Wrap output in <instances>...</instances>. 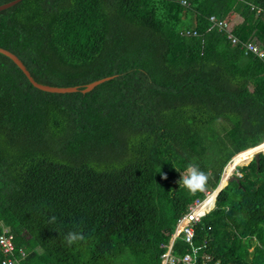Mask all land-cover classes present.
<instances>
[{
	"label": "trees",
	"instance_id": "obj_1",
	"mask_svg": "<svg viewBox=\"0 0 264 264\" xmlns=\"http://www.w3.org/2000/svg\"><path fill=\"white\" fill-rule=\"evenodd\" d=\"M180 1L21 0L0 11V47L37 82L114 76L87 93L47 92L0 53V221L24 264H161L178 218L204 196L181 172L198 164L214 190L238 153L222 185L237 165L240 175L200 208L216 198L194 245L206 240L207 264H264V152L252 158L264 150V62L208 21L264 50V0ZM70 231L85 240L68 246ZM189 249L178 237L172 252Z\"/></svg>",
	"mask_w": 264,
	"mask_h": 264
},
{
	"label": "built area",
	"instance_id": "obj_2",
	"mask_svg": "<svg viewBox=\"0 0 264 264\" xmlns=\"http://www.w3.org/2000/svg\"><path fill=\"white\" fill-rule=\"evenodd\" d=\"M182 5L187 6L186 0L180 1ZM260 12V8L256 9ZM209 29H217L220 32H224L229 39L231 44H240L244 50L245 54L251 53L256 57L260 58L264 62V50L254 41H241L234 33L232 25L224 20L223 18H218L215 15H209ZM181 34L187 37L198 36L199 33L195 29L184 28L181 30ZM240 175V174H238ZM214 190L204 191V196L202 198L195 199L192 204L189 205L186 212H184L177 220L175 229L170 236L168 243L164 246L165 250L161 254V264H207L210 260V255L206 252H202L199 256L201 248L205 247V242L202 246L194 245V225L200 221L201 217L207 214L214 208L215 199L211 207L205 208V210H200L204 205L205 201L208 199L210 193ZM181 238L183 241L189 245V251L183 254H173V245L176 238ZM0 264H24L26 257V252L23 248H16L14 243V235L10 231L9 227L4 225L0 221ZM200 258V262H199Z\"/></svg>",
	"mask_w": 264,
	"mask_h": 264
},
{
	"label": "water",
	"instance_id": "obj_3",
	"mask_svg": "<svg viewBox=\"0 0 264 264\" xmlns=\"http://www.w3.org/2000/svg\"><path fill=\"white\" fill-rule=\"evenodd\" d=\"M21 0H11V1H8V2H5V3H2L0 4V11L1 10H4L6 8H9L13 5H15L16 3L20 2ZM0 53L1 54H4L5 56L9 57L19 68L20 70L24 73V75L27 77V79L29 80V82L36 88L40 89V90H43V91H47V92H54V93H71V92H76V91H81L82 93H87L89 91H91L94 87H96L97 85L103 83L104 81H107V80H110L111 78H113L114 76L113 75H110V76H106V77H103V78H100V79H97V80H94V81H91L87 84H85L83 87H79V86H54V85H49V84H43V83H40V82H37L33 76L30 74V72L28 71V69L26 68V66L24 65V63L18 58L17 55H15L13 52L5 49V48H2L0 47ZM263 143V142H262ZM239 154V153H238ZM258 154V152H256L254 154V156H256ZM237 155V154H236ZM253 156V157H254ZM235 157V155L230 159V161ZM252 157V158H253ZM252 160V159H251ZM250 160V161H251ZM228 161L227 164L230 162ZM249 161V162H250ZM248 162V163H249ZM246 163V164H248ZM227 164L224 166L223 170H222V173H221V178H220V181L217 185V187L214 189L215 190H218L216 194H218V192L230 181L233 179L232 176H229L227 178V181H226V184L223 186V187H220V189H218V187L220 186L221 184V179H222V176L224 174V170L227 166ZM245 165V164H244Z\"/></svg>",
	"mask_w": 264,
	"mask_h": 264
},
{
	"label": "clouds",
	"instance_id": "obj_4",
	"mask_svg": "<svg viewBox=\"0 0 264 264\" xmlns=\"http://www.w3.org/2000/svg\"><path fill=\"white\" fill-rule=\"evenodd\" d=\"M166 178V176H162ZM209 175L203 171L196 163L190 162L185 170L181 172L178 183L188 191L189 194L195 195L200 192H204L207 189ZM56 217L50 218L49 223H54ZM85 240V235L81 231H70L65 236V242L68 246H71L77 242Z\"/></svg>",
	"mask_w": 264,
	"mask_h": 264
},
{
	"label": "bare ground",
	"instance_id": "obj_5",
	"mask_svg": "<svg viewBox=\"0 0 264 264\" xmlns=\"http://www.w3.org/2000/svg\"><path fill=\"white\" fill-rule=\"evenodd\" d=\"M263 143H264V142H263ZM261 144H262V143H261ZM259 145H260V144H259ZM259 145H257V146H259ZM257 146H255V147H257ZM252 148H253V147H252ZM245 151H246V150H245ZM259 151H260V150H259ZM256 152H257V151H256ZM241 153H242V152H241ZM239 154H240V153H239ZM239 154L235 155V157H234L232 160H234ZM253 156H254V155H253ZM253 156H252V157H253ZM251 159H252V158H251ZM251 159H250V160H251ZM232 160H231V161H232ZM250 160H249V161H250ZM249 161H248V162H249ZM248 162H246V163H248ZM229 163H230V162H229ZM229 163H228V164H229ZM246 163H245V164H246ZM228 164H227V166H228ZM242 165H244V164H242ZM227 166H226V167H227ZM225 169H226V168H225ZM224 172H225V170H224ZM223 175H224V174H223ZM222 177H223V176H222ZM225 184H226V183H225ZM225 184H224V185H225ZM224 185H222V179H221V184H220V186L218 187V189H220V187H223ZM217 191H218V190L212 191V193H213V192L217 193ZM212 193H210L209 195H212ZM216 195H217V194H216ZM216 195H215V196H216Z\"/></svg>",
	"mask_w": 264,
	"mask_h": 264
},
{
	"label": "rangeland",
	"instance_id": "obj_6",
	"mask_svg": "<svg viewBox=\"0 0 264 264\" xmlns=\"http://www.w3.org/2000/svg\"><path fill=\"white\" fill-rule=\"evenodd\" d=\"M256 151H257L258 153H259V152H264V150H260V151H259V149L256 150ZM255 153H256V152H255ZM255 153H254V154H255ZM239 155H240V154H239ZM229 165H230V164H229ZM237 166H241V165H237ZM237 166H236V167H237ZM236 167H235L234 171L232 172V174H231L230 176H233L234 173H235L236 175L239 174V172L236 170ZM226 168H227V167H226ZM228 170H229V171L231 170V167H230V166H228ZM225 171H226V169H225ZM209 196H210V195H209Z\"/></svg>",
	"mask_w": 264,
	"mask_h": 264
}]
</instances>
